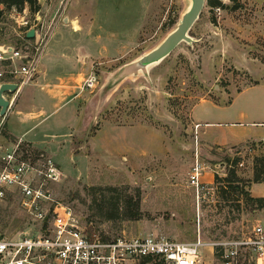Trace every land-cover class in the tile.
<instances>
[{
	"label": "rangeland",
	"instance_id": "obj_1",
	"mask_svg": "<svg viewBox=\"0 0 264 264\" xmlns=\"http://www.w3.org/2000/svg\"><path fill=\"white\" fill-rule=\"evenodd\" d=\"M216 1L208 6L205 0L188 31L193 42L181 41L145 72L121 75L124 64L154 48L175 27L189 4L151 0L135 49L120 62L93 67L97 81L79 104L82 123L79 118L73 147H63L55 157L63 175L48 185L82 225L108 237L153 232L207 242L264 223L263 210L250 209L234 181H213V174L224 176L229 167L247 180L250 159L262 154V143L207 146L193 118L212 122L202 127L218 138H240L250 127L263 128L249 120L264 118V0ZM15 12L0 14V46L31 45L17 35ZM72 125L76 129L78 121ZM197 160L204 165L205 187L199 192L189 180ZM261 182L251 186L252 193L260 191ZM219 183L225 191L218 190ZM137 192L141 215L132 218L124 195ZM31 221L16 194L0 201V231L13 232ZM199 250L202 264H212L209 246L199 245Z\"/></svg>",
	"mask_w": 264,
	"mask_h": 264
},
{
	"label": "built area",
	"instance_id": "obj_2",
	"mask_svg": "<svg viewBox=\"0 0 264 264\" xmlns=\"http://www.w3.org/2000/svg\"><path fill=\"white\" fill-rule=\"evenodd\" d=\"M18 27L33 28L35 42L24 48L0 46V81L16 77L17 87L29 83L37 72L47 44L50 27L37 20L21 17ZM20 64L15 65V61ZM91 71L83 80L84 88L95 86ZM16 87V88H17ZM3 117L0 119V132ZM198 126V123L195 124ZM264 143V141H262ZM264 154V146L262 147ZM203 162L195 161L189 180L199 192ZM63 170L51 155L32 153L20 140L0 143V201L16 194L19 205L32 221L13 232L0 231V264H202L199 245H208L212 264H264V223L256 222L248 230L229 238L203 241L178 240L162 234H116L108 237L82 225L72 207L53 197L48 186L59 180Z\"/></svg>",
	"mask_w": 264,
	"mask_h": 264
},
{
	"label": "crops",
	"instance_id": "obj_3",
	"mask_svg": "<svg viewBox=\"0 0 264 264\" xmlns=\"http://www.w3.org/2000/svg\"><path fill=\"white\" fill-rule=\"evenodd\" d=\"M150 1L37 0L39 10L34 14L29 12L27 5L21 13L15 12L16 21L21 17L38 19L51 31L32 81L6 92L9 105L0 116V119L3 117L0 143L8 145L20 140L51 155L55 161L63 147H73V136L82 123V106L79 104L87 94L82 85L84 78L95 65L120 62L135 49ZM29 42H35V39ZM18 64L20 60L15 61V65ZM6 77L5 80L16 81V77ZM248 115H252L251 112ZM193 118L207 146L231 145L244 140L255 144L264 141V118L261 116L250 119L249 124L263 128L252 130L254 127H250L248 136L240 138H218L217 133L202 127L212 122L194 115ZM77 121L78 126L74 129L72 124ZM53 124L54 127H50ZM207 178L212 180V175ZM261 181L249 183L251 195H264V186L257 193L251 192V186Z\"/></svg>",
	"mask_w": 264,
	"mask_h": 264
},
{
	"label": "water",
	"instance_id": "obj_4",
	"mask_svg": "<svg viewBox=\"0 0 264 264\" xmlns=\"http://www.w3.org/2000/svg\"><path fill=\"white\" fill-rule=\"evenodd\" d=\"M205 0H189L187 8L181 13L179 21L175 27L151 50L124 64L120 69V74H134L139 71L145 72L147 68L162 60L168 55L181 41L191 43L194 41L188 35V31L199 17ZM27 38H36L33 28L25 32ZM17 83L13 81H0V115L3 116L8 108L9 99L6 92L14 91Z\"/></svg>",
	"mask_w": 264,
	"mask_h": 264
},
{
	"label": "trees",
	"instance_id": "obj_5",
	"mask_svg": "<svg viewBox=\"0 0 264 264\" xmlns=\"http://www.w3.org/2000/svg\"><path fill=\"white\" fill-rule=\"evenodd\" d=\"M219 2L216 0H206V5L208 6H215L218 5ZM28 6V10L31 14H34L39 10V4L37 0H0V14L3 13L6 10H15L17 12H21L24 8V6ZM175 22H172V25ZM19 30H24L23 27H19ZM24 40L30 41L32 38H27L25 35H22ZM19 37V36H18ZM19 39H21L19 37ZM1 67L5 66L4 64H0ZM1 116V115H0ZM262 147L264 146V143L261 141ZM26 144L29 148L30 145ZM31 149V148H30ZM32 150V149H31ZM37 149L35 148V151ZM40 150H37L33 153H39ZM234 163L236 160L234 159ZM234 181L235 185L233 187L235 189H238L239 192L243 195V200L245 203H248V206L250 209H262L264 212V195H258L253 196L249 193L247 187L251 181H261L264 180V154H254L251 158V176L247 180H242L240 177H238L235 173V170L233 167H229L225 173L224 176H217L216 174H213V181L214 182H220V181ZM229 184V183H228ZM219 191H225L226 187L225 185H219L217 186ZM114 188V187H113ZM115 189V188H114ZM138 192L134 194L126 193L124 195L125 201L128 205L127 210V216L132 218H138L141 215V210L139 208V198H138ZM117 208V206H115ZM95 230V229H94ZM107 236L106 234H102Z\"/></svg>",
	"mask_w": 264,
	"mask_h": 264
}]
</instances>
